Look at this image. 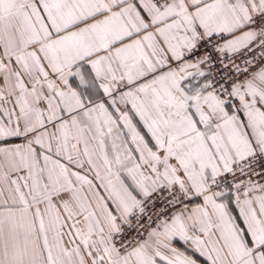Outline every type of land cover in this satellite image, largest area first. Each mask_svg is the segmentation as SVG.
Wrapping results in <instances>:
<instances>
[{
	"label": "snow or ice",
	"instance_id": "obj_1",
	"mask_svg": "<svg viewBox=\"0 0 264 264\" xmlns=\"http://www.w3.org/2000/svg\"><path fill=\"white\" fill-rule=\"evenodd\" d=\"M0 264H264V0H0Z\"/></svg>",
	"mask_w": 264,
	"mask_h": 264
}]
</instances>
